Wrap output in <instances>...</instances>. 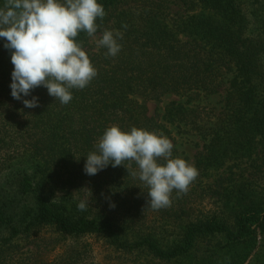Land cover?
Wrapping results in <instances>:
<instances>
[{
  "label": "trees",
  "instance_id": "obj_1",
  "mask_svg": "<svg viewBox=\"0 0 264 264\" xmlns=\"http://www.w3.org/2000/svg\"><path fill=\"white\" fill-rule=\"evenodd\" d=\"M97 2L107 15L97 19L95 37L119 31L122 48L106 56L93 37L78 35L97 76L71 89L66 105L43 86L24 97H38L36 108L11 96V53L0 38V264H94L91 239L127 264H245L255 249V264H264V0H186L196 9L174 17L171 0ZM220 93L223 109L201 126L206 143L191 164L199 175L186 194L172 192L171 207H148L147 186L123 166L84 173L113 125L171 139L169 123L183 105L150 114L149 99L176 94L194 102ZM247 154L256 156L247 174L219 173L227 158ZM208 169L216 176L210 183ZM131 170L138 171L134 162ZM84 187L92 195L79 211Z\"/></svg>",
  "mask_w": 264,
  "mask_h": 264
},
{
  "label": "clouds",
  "instance_id": "obj_2",
  "mask_svg": "<svg viewBox=\"0 0 264 264\" xmlns=\"http://www.w3.org/2000/svg\"><path fill=\"white\" fill-rule=\"evenodd\" d=\"M106 15L97 0H5L0 7V38H4L3 47L11 53V96L22 100L26 108H36L40 106L38 97H24L43 86L55 100L68 104L73 99L71 89L82 90L97 76L83 42L78 43L76 38L81 32L95 37L97 19L102 21ZM122 38L119 31L105 30L96 44L107 49L106 56L115 57L121 51L118 41ZM173 147L162 134L136 127L125 132L113 125L94 145L95 151L87 155L83 171L94 176L109 165L123 166L147 186L148 207L168 208L172 192L175 190L177 196L186 194L199 175L184 159L173 158ZM133 162L138 171L131 170ZM82 189L86 197L77 207L86 211L91 191Z\"/></svg>",
  "mask_w": 264,
  "mask_h": 264
},
{
  "label": "rangeland",
  "instance_id": "obj_3",
  "mask_svg": "<svg viewBox=\"0 0 264 264\" xmlns=\"http://www.w3.org/2000/svg\"><path fill=\"white\" fill-rule=\"evenodd\" d=\"M176 1L172 2V12H169L171 17L176 16V11L181 10V12H193L196 8H189L191 3H186V0H171ZM199 9V8H198ZM97 40V37H93V42ZM223 94L210 95L207 97H203L201 100H197L194 102H188V97H182L176 94H168L162 97L161 100L149 99L147 102V106L149 109V113L153 114L156 112L164 114L166 108L168 106H176L177 104L183 105V111L181 112V118H176V121L173 123H169V127L171 130V139H169L175 149V158L179 157L184 159L187 163L193 164L196 160L197 153L202 149L204 143H206L205 138L201 134V126L205 124H211L212 122L217 120L218 115L223 109ZM178 102V103H177ZM235 140H232V143ZM261 143H259L260 145ZM258 147V146H257ZM256 160V156L250 157L248 154L245 156H240L238 158H227L225 163L218 169L219 173H224V176H234L236 171H241L243 169L250 170L251 167L249 164L254 159ZM240 161L242 162L241 164ZM261 163V162H259ZM246 169V174H247ZM233 172V173H232ZM214 173H216L214 171ZM226 173V174H225ZM232 173V174H231ZM223 175V174H222ZM213 177H216L212 174L211 169L206 170L204 180L208 183L213 182ZM264 178H262L263 180ZM261 182H258V185H261ZM206 187V185H203ZM262 186V185H261ZM196 199L198 201L203 200L202 206L206 209H211L213 206V202L209 200L208 196L203 195L204 193L198 191ZM207 197V198H206ZM219 201L216 199V204ZM215 206V205H214ZM90 240V239H89ZM92 246V260L94 264H127V260L125 257L120 255L119 253L113 251V249L105 246L102 241L91 239ZM264 243V234H260L258 237V245ZM255 249L252 254L249 256V260L245 263H249L250 261L255 264L257 262L259 255L255 254ZM56 254L57 252H52ZM239 255V252L237 253ZM235 254V257L237 256ZM253 257V260H252Z\"/></svg>",
  "mask_w": 264,
  "mask_h": 264
}]
</instances>
